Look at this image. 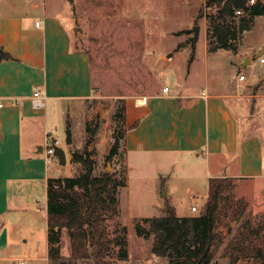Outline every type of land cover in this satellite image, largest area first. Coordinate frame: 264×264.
Returning a JSON list of instances; mask_svg holds the SVG:
<instances>
[{"label":"crops","instance_id":"obj_1","mask_svg":"<svg viewBox=\"0 0 264 264\" xmlns=\"http://www.w3.org/2000/svg\"><path fill=\"white\" fill-rule=\"evenodd\" d=\"M260 18L264 16L257 17L255 23ZM38 21L40 27L36 26ZM207 29L200 30L199 39L204 37L205 57L210 60L226 50L208 52ZM70 30L59 12L47 11L37 0H0V49L13 58L0 62V264L50 263L48 181L63 165L58 157L46 154V138H53L48 131L50 117L62 113L65 118L69 103L79 104L93 94L90 57L73 46ZM196 45L184 83L174 82L180 86H166L168 92L163 89L125 103L127 130L122 145L128 173L120 197L122 213L130 208L123 199L128 179L137 162L145 159L169 168L167 172L156 168L155 176L160 180H173L175 161L194 156L203 157L212 171L208 186L215 178L264 182V92L261 87L254 88L259 75L251 83L246 77L241 80L243 75L236 84L227 78L214 83L207 69L204 86H194L188 79ZM263 45L264 37L252 53H258ZM237 63L239 56L231 60L230 68L235 69ZM37 91L45 102V108L38 110L32 105ZM248 99L254 104L252 110H248ZM136 123L138 126L131 129ZM64 150L69 155L70 148ZM167 189L163 197L169 201L160 207L163 216L167 204L177 214L174 190ZM208 195L209 189L206 200ZM61 252L70 258L66 230L62 232Z\"/></svg>","mask_w":264,"mask_h":264},{"label":"rangeland","instance_id":"obj_2","mask_svg":"<svg viewBox=\"0 0 264 264\" xmlns=\"http://www.w3.org/2000/svg\"><path fill=\"white\" fill-rule=\"evenodd\" d=\"M208 1L37 0L47 11L59 12L71 29L73 46L87 53L91 60L92 97L79 104L69 103L65 118L62 113L50 117L48 131L59 141V147L70 148L68 157L74 153L86 154L94 163L93 176L110 173L119 181L126 179L128 166L120 138L123 128L119 108L128 99L156 95L166 86L176 88L184 83L196 44V59L188 79L190 84L204 86V73L208 69L210 80L214 83L227 78L236 84L241 75L248 79L247 83H251L259 75L254 88L256 91L261 87L264 92V80L261 82L264 64H261V58H256L261 50L252 53L264 37V18L258 19L254 27L244 33L238 55L221 51L216 57L206 60L205 39L201 36L196 43L194 28L200 26L203 30L208 24L207 17L216 13L215 7H207ZM258 1L264 3V0H255V3ZM201 10L203 17H199ZM178 52L180 58L174 62ZM235 56H239V63L234 69L230 68V62ZM247 58L250 64L252 59L253 64L242 67ZM174 82L179 84L174 85ZM246 103L248 110H252V106L254 109L251 99ZM68 120L70 127L67 126ZM68 129L73 138L71 144L66 141ZM118 139L120 148L110 163L107 157ZM72 162L60 164L58 173L53 172L54 165L51 163L53 177L75 176L79 166ZM156 164L157 161L149 159L137 162L128 179L129 188L123 195L124 205L130 207L129 211L123 210L118 217L108 215L104 221L114 242L113 252L109 255L111 264H168L166 259L152 254L153 237H139L135 230L136 222L142 218L163 216L160 207L169 201L163 197L167 188L174 190L173 201L181 217L199 215L207 203L208 173L212 171L207 169V161L203 157L177 159L171 177L173 180L168 181L156 177L155 171L160 168L167 172L169 168ZM258 181L231 180V188L225 192L224 201H234L230 211L236 207V201H243L246 210L240 219L232 223V231L220 246L214 264H258L251 257L245 258L242 250L232 246L237 238H243L264 247V182ZM190 196L194 197L192 202L189 201ZM193 205L198 207V212L191 211ZM224 232L226 234L227 230ZM122 252H126V259L120 258ZM63 259L69 264H93L92 261H71L64 256Z\"/></svg>","mask_w":264,"mask_h":264},{"label":"trees","instance_id":"obj_3","mask_svg":"<svg viewBox=\"0 0 264 264\" xmlns=\"http://www.w3.org/2000/svg\"><path fill=\"white\" fill-rule=\"evenodd\" d=\"M250 1H208V8H216V13L207 17L209 53L226 50L238 54L244 33L254 27L257 17L264 16V3L258 1L250 5ZM238 11L242 15H237ZM199 17H203V10ZM12 59L9 53L0 49V62ZM119 117L123 128L120 138L123 140L127 130L125 103L119 108ZM67 125L70 127L69 121ZM137 126L138 123L131 129ZM86 132H90L89 128ZM119 148L118 139L107 157L108 162L113 161ZM72 160L79 166L75 176L51 178L48 181L50 263L69 264L61 252L62 232L66 230L71 244V261L111 264L109 255L113 252L114 242L104 221L108 215L118 217L121 214L120 197L127 185V177L119 181L110 173L93 176L94 163L86 154L74 153ZM230 188L229 178L211 179L207 203L199 215L179 217L174 208L167 204L164 216L142 218L136 222V233L145 239L153 237L152 254L166 259L168 264H214L220 246L232 231V223L240 219L246 210L243 201H236V207L230 211L234 201H229L230 204L224 201V194ZM232 246L242 250L245 258L251 257L254 262L264 264L263 245L259 247L250 240L237 238ZM120 258L126 259V252H122Z\"/></svg>","mask_w":264,"mask_h":264},{"label":"built area","instance_id":"obj_4","mask_svg":"<svg viewBox=\"0 0 264 264\" xmlns=\"http://www.w3.org/2000/svg\"><path fill=\"white\" fill-rule=\"evenodd\" d=\"M254 3H255V0H251L250 1V5H253ZM237 15H242V12L241 11H238L237 12ZM36 26L37 27H40L41 26V22L40 21L36 22ZM260 61H261L262 64H264V57H261V60ZM240 79L241 80H244L245 77L244 76H241ZM163 91L164 92H168L169 91V88L166 87V88H164ZM41 94H42L41 91H37V92L34 93L33 98H32V105L37 110L38 109L45 108L44 98L41 97L42 96ZM2 106H3V104H0V108H2ZM45 146H46V154H47V156L48 157L49 156H53L54 155L53 146H59V141L58 140H55V139H53V138H51V137L48 136L46 138V141H45ZM192 200L193 199H190V202H192ZM198 210L199 209H198V207L196 205H193L191 207V211L192 212H198Z\"/></svg>","mask_w":264,"mask_h":264},{"label":"water","instance_id":"obj_5","mask_svg":"<svg viewBox=\"0 0 264 264\" xmlns=\"http://www.w3.org/2000/svg\"><path fill=\"white\" fill-rule=\"evenodd\" d=\"M194 33H195V37H194V40L195 42L199 39V35H200V26H195L194 28ZM261 57H264V46L263 48L261 49V51L257 54L256 58H261ZM250 64V59L247 58L244 65H248ZM264 80V75H263V78L261 80V82ZM67 144H71L73 142L72 140V136H71V131L70 129L67 130ZM53 149H54V156L55 157H58L60 162L63 164V165H66L67 161H71L72 160V157H68L66 151L62 148V147H59V146H53ZM163 196H166V192L163 193Z\"/></svg>","mask_w":264,"mask_h":264},{"label":"bare ground","instance_id":"obj_6","mask_svg":"<svg viewBox=\"0 0 264 264\" xmlns=\"http://www.w3.org/2000/svg\"><path fill=\"white\" fill-rule=\"evenodd\" d=\"M140 103H142V102H140Z\"/></svg>","mask_w":264,"mask_h":264}]
</instances>
